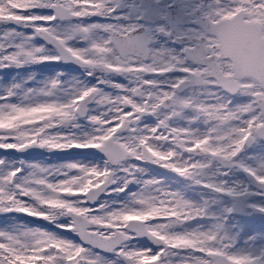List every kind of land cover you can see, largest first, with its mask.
Here are the masks:
<instances>
[{"label": "snow or ice", "instance_id": "obj_1", "mask_svg": "<svg viewBox=\"0 0 264 264\" xmlns=\"http://www.w3.org/2000/svg\"><path fill=\"white\" fill-rule=\"evenodd\" d=\"M49 62L85 79L6 87L0 150L106 159L0 158V214L63 230L0 228V264H264V0H0V69Z\"/></svg>", "mask_w": 264, "mask_h": 264}, {"label": "flooded vegetation", "instance_id": "obj_2", "mask_svg": "<svg viewBox=\"0 0 264 264\" xmlns=\"http://www.w3.org/2000/svg\"><path fill=\"white\" fill-rule=\"evenodd\" d=\"M41 14H48V10H40ZM24 32L30 31V29H19ZM40 44H44V41L38 40ZM51 47V45H47ZM46 72L49 74L45 79L54 77L56 73L63 72L65 76L61 77L62 79L67 80L69 76L78 77L80 79H85L84 70L81 69L78 65L74 63H55L49 62L44 64H31L21 68H8L0 69V94H3V91L6 87L10 86L12 83L22 82L26 80L29 76H33L34 80L28 83V87L33 86L37 81H42L38 76L42 77V74ZM122 79V78H117ZM90 83H95L94 80L88 78ZM105 91H111L110 89H105ZM93 107V106H90ZM80 123L83 125L84 121L81 120ZM60 131H68V129H60ZM72 131H76L73 129ZM0 158H6L9 162H18L25 161L26 163H40L45 166H59L68 162H87L89 165H99L103 166V163L106 159L105 155L99 150L95 149H70L66 151H49L41 148H30L24 152H15L14 150H8L7 152L0 150ZM80 160V161H79ZM16 166V165H14ZM148 169L149 175H155L158 178H163L165 183L171 184L173 187H178L179 185L176 181L179 179L175 177L174 174L168 173L164 170H159L155 166L151 165H141ZM28 169H25L27 172ZM115 187V186H113ZM137 188L136 185H129L128 192L135 191ZM127 197V192L125 193H111L110 195L102 194L100 196V201L108 202H119L125 200ZM258 199V198H257ZM113 206H116L115 204ZM255 223H261L260 218H254ZM17 223L27 224L29 227H40L45 230L54 231L57 233L63 232L62 229L56 227V224L49 223L34 217H27L22 214L17 213H8L0 214V228L5 226H11ZM78 239V237H77ZM150 244V242H149Z\"/></svg>", "mask_w": 264, "mask_h": 264}, {"label": "rangeland", "instance_id": "obj_3", "mask_svg": "<svg viewBox=\"0 0 264 264\" xmlns=\"http://www.w3.org/2000/svg\"><path fill=\"white\" fill-rule=\"evenodd\" d=\"M36 43H37V44H40V42H38V41H37ZM48 75H49V74H47L46 72H44V73L42 74V77H40V76H38V77H39L40 80L43 81V80H44L43 77L46 78ZM70 77H74V76H69V77H67L66 79H69ZM76 131H78V130H76ZM79 161H80V160H79ZM80 163H81V161H80ZM83 164H88V163H87V162H83ZM90 165H91V163H90Z\"/></svg>", "mask_w": 264, "mask_h": 264}]
</instances>
